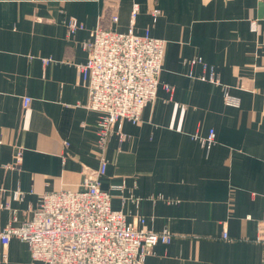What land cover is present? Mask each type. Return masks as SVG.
Listing matches in <instances>:
<instances>
[{
	"label": "crops",
	"instance_id": "crops-1",
	"mask_svg": "<svg viewBox=\"0 0 264 264\" xmlns=\"http://www.w3.org/2000/svg\"><path fill=\"white\" fill-rule=\"evenodd\" d=\"M134 5L135 33L167 42L157 99L102 151L77 65L96 28L129 31ZM73 20L83 28L70 34ZM212 74L221 85L203 81ZM102 158L101 188L124 185L113 209L174 235L144 264H264V0H0V231L31 219L45 193L80 189ZM30 259L26 242L0 244V264Z\"/></svg>",
	"mask_w": 264,
	"mask_h": 264
},
{
	"label": "built area",
	"instance_id": "built-area-1",
	"mask_svg": "<svg viewBox=\"0 0 264 264\" xmlns=\"http://www.w3.org/2000/svg\"><path fill=\"white\" fill-rule=\"evenodd\" d=\"M139 11V5H134L131 27L126 33L96 28L92 39L85 43L89 53L87 63L77 65L79 79L89 91L88 108L100 114L97 131L102 151L113 135L120 143L129 140L123 131L124 123H141L145 108L157 99L167 42L152 37L150 31L142 36L135 33ZM151 14L156 23L162 11L155 8ZM113 21L117 22L118 17H113ZM82 28L76 20L69 24L70 34ZM50 62L51 59H44V63ZM201 62L200 58L192 61ZM202 79L221 85L214 74ZM166 89L171 91V87ZM224 91L227 103L238 106L229 87H224ZM31 101L30 97H24L25 109ZM200 140L211 149L216 142L215 131L211 129ZM16 158L15 166L21 162L22 151ZM107 166L108 162L102 158L99 168L86 174L80 189L42 195L31 219L19 225L10 223L0 231L1 246L6 249L14 237L26 242L31 254L26 264H144L159 243L170 244L174 235L167 230H149L143 217L131 223L124 212L113 209V192L123 191L124 185L108 191L101 188ZM24 196L20 190L11 193L16 201ZM9 208L0 202V209ZM12 219L16 222L15 216ZM222 238L228 239V233H223ZM260 239L264 241V236Z\"/></svg>",
	"mask_w": 264,
	"mask_h": 264
},
{
	"label": "rangeland",
	"instance_id": "rangeland-1",
	"mask_svg": "<svg viewBox=\"0 0 264 264\" xmlns=\"http://www.w3.org/2000/svg\"><path fill=\"white\" fill-rule=\"evenodd\" d=\"M155 9V8H154Z\"/></svg>",
	"mask_w": 264,
	"mask_h": 264
}]
</instances>
